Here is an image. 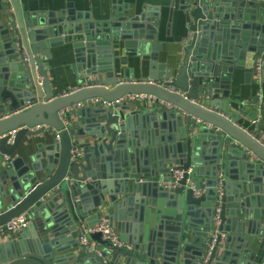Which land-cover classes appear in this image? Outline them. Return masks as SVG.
Returning a JSON list of instances; mask_svg holds the SVG:
<instances>
[{
  "label": "water",
  "instance_id": "1",
  "mask_svg": "<svg viewBox=\"0 0 264 264\" xmlns=\"http://www.w3.org/2000/svg\"><path fill=\"white\" fill-rule=\"evenodd\" d=\"M32 3L0 0V226L30 220L23 232L5 233L0 264H199L213 241L209 264H264V118L252 125L259 110L247 113L249 104L264 108L253 95L254 86L264 87V2L181 0L185 26L168 55L172 67L159 64L153 22L114 9L102 21L64 11L46 16ZM129 42L155 52L148 79L135 80L127 58L117 60L120 43L128 57ZM68 46L78 87L59 94L48 62L53 49L67 56ZM157 69L164 72L156 76ZM237 72L244 84L234 83ZM132 95L166 105L134 111L125 100ZM94 99L111 105L94 116L66 112ZM35 138L47 144L27 162ZM74 146L83 150L72 163ZM176 167L193 171L167 189ZM50 207L61 219L55 226L45 222ZM103 214L129 246L86 234ZM134 220L148 224L139 241L126 237ZM85 236L94 250L82 245Z\"/></svg>",
  "mask_w": 264,
  "mask_h": 264
},
{
  "label": "crops",
  "instance_id": "2",
  "mask_svg": "<svg viewBox=\"0 0 264 264\" xmlns=\"http://www.w3.org/2000/svg\"><path fill=\"white\" fill-rule=\"evenodd\" d=\"M32 2H34L32 3V9L42 13H46V16L51 14H58L64 11V17L69 16V12H72L73 16L76 18H78L79 15L86 16L88 14L90 18L96 21H102L106 20L112 12V9H114L115 13L118 14V16H121L125 12H128L131 17L139 16L141 19H144V24L146 25H152L150 24V22H153L154 25H152V27H154V29L156 28V33H152V35L155 36L154 42L156 45L160 44L163 46L162 52L158 53L159 64L164 65L168 60L169 52L175 51L178 48L174 44V42L179 41L182 29L185 26L184 15L179 9V6L181 5V0H32ZM172 5L175 7L173 8V11L171 13ZM259 14V10H256L254 15L258 16ZM134 43L135 42H129L130 49L128 50V57H125L124 55V44L120 43V50H118L117 60L127 58L128 64L124 67H127L128 69L132 70V73L135 75V80L140 81L142 79H148L150 75V67L154 63V60H152V54H154L155 52L150 51L146 54L144 50L139 48L137 45L135 46ZM67 48L70 50V53H68L67 56L62 55V52L66 49H53L51 52L52 59L48 62V64L52 67L50 75L54 81L53 88L55 89L56 93L59 94L71 93L74 89L78 87V80L72 69V66L76 65L74 61L72 47L68 46ZM4 57L5 56L3 52L0 51V63L2 64L4 63ZM250 62V60L247 61L248 65H250ZM1 66L4 67L5 65ZM166 66L172 67L173 64L168 63L166 64ZM163 72L164 71L157 69L154 73L156 74V76H159ZM236 74L237 76L234 83L244 84V72H237ZM256 94H260V96H262L261 101L262 103H264V87L254 86L253 95ZM244 97L247 99L248 94ZM131 106L134 111H149L161 107L160 105L153 104L152 101L134 102L131 103ZM83 108L84 109H80V112L83 110H89L91 112V116H94L92 112L102 109L103 106L97 107L91 104ZM259 108H261V115L263 119L264 108L260 105L256 108L252 107L249 104L247 113H250L254 110H259ZM88 116L89 115L86 114L84 118H89ZM84 118L82 121V128L87 127ZM75 121H78V118H75ZM251 124L253 125L254 122H252ZM261 130H264L263 122L261 123ZM78 139L84 145H87L90 142L89 139L86 138ZM26 141L28 140L26 139ZM30 142L31 148L29 152L24 153V157L27 162H30L29 155H34L39 152V150L37 149V145L47 144V142H45L41 138L32 139ZM81 150L83 149L81 148ZM40 153L42 155V153H44V149H42ZM1 202L2 199L0 203ZM149 213L153 215L155 213V208H150ZM45 218V222L48 223L50 226H55L58 221L61 220L57 215L55 207L48 208V212L45 214ZM151 220L154 222V218H151ZM118 225L119 224L115 223L114 229L119 233L120 237H122V233L118 229ZM147 226L148 224L144 221H129L128 227L126 228V237H128L129 239L130 237L136 236V239H138V241L141 240L146 234V232H148L146 230ZM146 235L148 236V234ZM8 239H6L5 236L0 237V243H3L4 241L6 242ZM123 243L125 244L124 241ZM64 245H67V243H65ZM125 245H128V243H126ZM53 255H56V252H54ZM224 257L225 252L223 251L219 255L220 263L223 262ZM122 263L123 262H121L120 264Z\"/></svg>",
  "mask_w": 264,
  "mask_h": 264
},
{
  "label": "built area",
  "instance_id": "3",
  "mask_svg": "<svg viewBox=\"0 0 264 264\" xmlns=\"http://www.w3.org/2000/svg\"><path fill=\"white\" fill-rule=\"evenodd\" d=\"M188 1H195V0H188ZM258 2H264V0H257ZM160 86H163L162 84ZM171 91L175 90L173 88L170 89ZM125 100L131 101V102H146V101H152L153 104H157L162 106H165L166 103L162 100H159L155 97L152 96H147V95H132V96H127L125 98ZM100 105L103 107H110L111 104L105 102L102 99H94V100H90V101H86L84 103H80L77 105L72 106L71 108H68L66 110V112H71V111H75L77 109L83 108L85 106L88 105ZM262 118L261 115V108H259V115L257 120L254 123H257L260 119ZM66 125L68 124L67 122H65ZM17 132L13 131L10 133V136L13 137ZM10 144L13 143V138L10 139L9 141ZM82 155V150L79 146H74L72 149V163H75L78 161V159L81 157ZM5 159H8L7 157H5ZM192 169H189L187 171H185L184 169L180 168V167H176V168H172L171 169V177L172 180L165 182L164 185L167 189H175L181 186V181L183 180L185 174L187 173L188 175H190L192 173ZM221 177V181L220 183H222V176ZM206 194V190H201V191H196V195L197 196H202ZM223 195L222 190H219V197L221 198ZM221 206L217 207L216 213L214 215V224L215 227L217 228L218 225L220 224V220H221ZM30 224V220L28 218L27 215H23L21 217H19L18 219L13 220L12 222L8 223L7 225L4 226H0V237L5 236L6 232H9L11 234H17V233H21L23 232L25 229L28 228ZM86 234H96V233H101L103 235L104 240L109 241L114 247H122L125 246V244L123 243L119 233L113 229L110 225V220L108 218L107 215L103 214L99 220V224H97L96 226H94L93 228H89L85 230ZM215 236V234H212ZM82 245L87 247L90 250H94L95 249V244L90 242L87 237H83L82 238ZM213 249H214V241L213 242H208L206 244V250L203 254L202 260L199 264H209L212 253H213Z\"/></svg>",
  "mask_w": 264,
  "mask_h": 264
}]
</instances>
